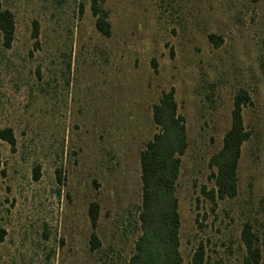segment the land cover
Masks as SVG:
<instances>
[{
	"label": "rangeland",
	"instance_id": "1",
	"mask_svg": "<svg viewBox=\"0 0 264 264\" xmlns=\"http://www.w3.org/2000/svg\"><path fill=\"white\" fill-rule=\"evenodd\" d=\"M0 3L15 23L10 48L0 46V129L15 138L13 152L0 141V264H127L138 156L157 132L151 106L170 88L187 143L174 191L182 264L198 245L205 264H241L245 223L264 264V0H101L109 37L94 29L90 0ZM238 90L250 98L241 111L250 137L235 197L212 206L200 190L213 186L208 160Z\"/></svg>",
	"mask_w": 264,
	"mask_h": 264
},
{
	"label": "trees",
	"instance_id": "2",
	"mask_svg": "<svg viewBox=\"0 0 264 264\" xmlns=\"http://www.w3.org/2000/svg\"><path fill=\"white\" fill-rule=\"evenodd\" d=\"M101 0H90V13L94 18V29L102 37H109L110 25L105 12L100 8ZM15 33L13 14L0 3V46L9 49ZM38 24H31V38L36 40ZM207 40L219 47L221 39L213 34ZM34 46H37L35 41ZM250 104L244 90H238L232 101L230 124L222 136L219 150L211 155L208 168L213 186L209 190L201 188L202 196L214 206L216 201L232 199L237 191V167L240 148L248 141L250 134L242 124L241 111ZM151 121L157 128L151 139L139 153L140 206L137 212L138 234L133 243V252L127 264H182L178 252L179 218L177 200L174 195L178 176L180 157L186 149L184 119L177 113L174 92L170 88L161 92L157 102L151 106ZM0 141L14 151L15 138L9 128L0 129ZM57 182L60 181L56 172ZM38 179V169L33 170V180ZM98 205L90 203L87 217L90 227L89 243L91 249L98 247L95 234L98 220ZM240 241L244 249L241 264H259L262 258L257 236L249 223L240 231ZM189 264H205L201 245L194 250Z\"/></svg>",
	"mask_w": 264,
	"mask_h": 264
}]
</instances>
